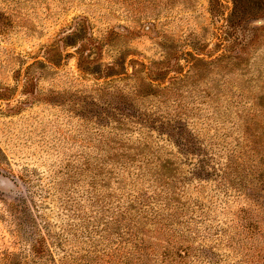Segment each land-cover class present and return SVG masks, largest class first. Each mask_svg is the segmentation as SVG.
<instances>
[{"label": "rangeland", "instance_id": "1", "mask_svg": "<svg viewBox=\"0 0 264 264\" xmlns=\"http://www.w3.org/2000/svg\"><path fill=\"white\" fill-rule=\"evenodd\" d=\"M0 264H264V0H0Z\"/></svg>", "mask_w": 264, "mask_h": 264}]
</instances>
